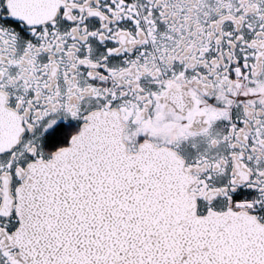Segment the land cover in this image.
<instances>
[{"label": "snow or ice", "instance_id": "1", "mask_svg": "<svg viewBox=\"0 0 264 264\" xmlns=\"http://www.w3.org/2000/svg\"><path fill=\"white\" fill-rule=\"evenodd\" d=\"M0 264H264V0H0Z\"/></svg>", "mask_w": 264, "mask_h": 264}]
</instances>
